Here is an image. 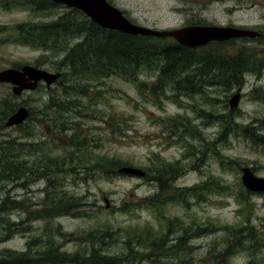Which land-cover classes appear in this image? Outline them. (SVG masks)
I'll list each match as a JSON object with an SVG mask.
<instances>
[{"label": "trees", "instance_id": "16d2710c", "mask_svg": "<svg viewBox=\"0 0 264 264\" xmlns=\"http://www.w3.org/2000/svg\"><path fill=\"white\" fill-rule=\"evenodd\" d=\"M17 5L28 8L35 14H44L57 7L54 3ZM31 22L26 20L9 28L0 41L1 44L15 43L42 50L39 56L41 59L37 57L33 62V65L40 68L46 62L42 59L48 57L46 54L56 58L51 62L50 68L54 69L52 72H60L55 82L60 88L50 86L48 89L45 86L44 89L41 84L37 87L39 91L44 90L48 94L43 103V113L49 110L53 114H60L73 108L78 99H74L71 93L86 95L94 82L108 77L131 83L141 95L149 97L148 100L152 99L153 105L162 107L163 101L168 99L181 106L184 104L182 97L192 99L206 85L221 86L223 91L234 84L241 87L245 73L260 76L264 69V52L261 50L264 35L256 45L230 39L189 48L170 37L131 35L103 28L77 8H69L52 20L39 19L35 26ZM20 66L19 62L12 65L15 68ZM150 75L154 79L149 83L147 77ZM248 95L264 106V87L254 88ZM15 98L10 93L0 97V129L6 127V119L21 105L28 108L29 114L26 121L14 128L23 127L24 123L35 117L34 108L28 100L18 102ZM211 103L213 108L214 103ZM192 107L196 112L202 111L204 115L215 119L218 126L215 140L206 139L197 132L188 118L180 114L159 117L167 138H173L172 142L181 144L186 151L174 161H167L159 153H153L143 169L144 178L154 185L155 192L143 197L133 206L121 207L130 212L144 206L156 220V225L127 223L115 227L114 222L98 221L101 224L79 235L64 233L57 225L55 233L45 230L40 236L30 238L24 250L2 249L0 264H123L129 259L160 262L162 258L167 259L170 264H194L190 256H181L182 252L192 251L190 238L220 231L224 237L212 244L202 262L231 264L230 258L233 255L245 253L248 259L243 264H264V253L261 251L264 238L256 224L251 223L253 209L250 196L254 193L244 187L233 194L238 204L237 218L233 223L212 219V222L207 223L210 226L201 227L197 223L185 226L179 216L171 217L164 213V207L169 203L189 209L192 205L208 202L211 193L229 191V187L222 184L220 176L205 179L201 185L186 187L174 183L188 165L184 160L191 156V160L194 159L199 150L188 135L193 138L199 136L205 142V148L200 149V160L206 155V151L212 152L219 160L222 170L240 166L236 158L227 157L222 151V143H216L222 141L230 144L227 138L229 134L235 137L240 135L255 150H264V118H259L260 125L257 127V119L248 123L235 120L240 115L237 108H230L227 113L213 110L208 113L194 105ZM57 128L60 132L70 130L60 124ZM2 136L0 135V174L8 179L21 180L20 184L23 186L38 179L44 180L46 184L44 204L39 209L26 210L23 201H14L9 195H5L0 202V215L12 204L11 210L19 208L31 220L50 219L60 215L82 216L85 213L83 205H87L84 196L66 193L62 189L64 179L78 172L90 177L99 175L107 178L120 174L119 167L133 164L115 155L95 153V150H91L87 137H81L74 131L70 135L64 134V143L85 153H78L79 150L75 148L67 154L48 155L44 154L43 142L21 143L16 137L4 139ZM38 149L42 152H38ZM22 155L26 158L21 159L19 156ZM60 175L63 176L62 182L54 177ZM22 222L12 223L10 219H0V240L5 241L18 233L29 231L30 227L23 226ZM176 229L179 234H174ZM173 234L171 239L169 236ZM57 237H65L66 242L73 241L75 247L72 250L64 249V243L59 242Z\"/></svg>", "mask_w": 264, "mask_h": 264}, {"label": "rangeland", "instance_id": "374dc122", "mask_svg": "<svg viewBox=\"0 0 264 264\" xmlns=\"http://www.w3.org/2000/svg\"><path fill=\"white\" fill-rule=\"evenodd\" d=\"M110 1L120 9L125 10L133 22L157 29L177 28L196 22L216 25H243L253 27V29H264V0ZM67 9L69 8L66 6L57 5L46 15L41 13V15L34 16L27 8L13 6L8 9L0 5V30H2L0 31V40L5 31L14 27L18 22L26 20L35 22L39 18L43 20L55 19ZM41 52L43 51L39 48L15 43L0 44V70L12 67L14 63L18 64V62L20 65L33 64ZM46 55L48 57H42L46 62L41 68L54 71L50 65L56 58L50 57L49 54ZM40 59L41 57H39ZM147 78L149 83L154 79L153 75ZM41 85L46 89L45 84L41 83ZM259 87H264V69L260 76L252 73L244 74V84L240 87L241 99H239L238 107H236L240 110V115L235 120L248 123L257 119L255 125L259 127V118H264V106L252 100L248 95L254 88ZM50 88L60 87L54 83ZM237 88L238 85L234 84L231 88L223 91L221 86L206 85L202 92L194 95L192 99L182 97L181 100L184 104L181 106L168 99L163 101L162 107H159L153 105L152 99L148 100L149 97L145 98L141 95L131 83L116 77H108L94 82L92 89L86 95L71 93L74 99H78L74 103L75 106L60 114L57 112L53 114L49 110H45L46 112L43 113V103L48 97L44 90H24L19 95H13L10 84L0 83V97L10 93L16 96L15 100L18 102L23 99L28 100V103L34 108L33 115L35 116L31 121L24 123L21 128H14V126L1 128L0 135H3L2 138L4 139L16 137L17 141L21 143L42 144L43 142L44 154L54 155L67 154L77 148L64 143L66 140L64 134L70 135L74 131L81 137H87L89 146L91 150H95V153L115 155L131 161L132 166L143 169L153 153H159L167 161H174L186 151L181 144L173 143L171 140L173 138H167V132L159 122L161 121L159 117L167 118L180 114L182 117L188 118V121L195 125L197 132H200L206 139L215 140L218 130L215 119L204 115L202 111L196 112L192 105L198 109H204L208 113L212 112L211 110L227 113L230 109L228 100ZM211 102L214 103L213 108ZM59 124L70 130L60 132L57 128ZM188 138L194 142L199 150L193 157L194 159L191 160V156L188 160H184L188 165L184 167V172L174 183L177 186L186 187L194 184L201 185L205 179L220 176L223 181L222 184L229 187V191L211 193L208 202L192 205L189 209L169 203L167 206L165 205L164 213L171 217L179 216L183 219L185 226H189L191 223H197L201 227L210 226L207 223L212 222V219L222 223H233L237 218L236 210L238 209L233 194L243 188L240 180V167L250 166L256 175L264 177V150H255L240 135L235 137L229 134L227 138L230 144H224L222 141H216V143L217 145L222 143V151L227 157L236 158L240 166L222 170L219 160L214 157L212 152L206 151V155L200 160L202 155L200 149H204L206 145L199 136L193 138L188 135ZM18 147L21 146L18 145ZM78 150V153L83 151ZM40 151L42 152L41 149H38V152ZM19 157L21 159L26 158L24 155ZM62 175L54 177L59 181L63 178ZM20 182L21 180L8 179L0 174V202L5 195H9L10 199L14 201L19 199L23 201L26 210L35 211L39 209L44 204L46 182L38 179L33 183L26 184V186L21 185ZM62 183V189L66 193L72 192L77 196H84L87 203V205H83L85 206V213L79 217L60 215L50 219L31 220L27 218L23 210L19 208L11 210L13 208L11 204L10 208L0 215V219H10L12 223L23 221V226L30 228L29 231L18 233L8 240H0V251L5 248L24 250L30 238L40 236L45 230L48 233L50 231L55 233L54 228L57 225L64 233L79 235L85 230L101 224L97 223L98 221L114 222L115 227L127 223L157 224L154 217L150 215V211L144 206L130 212L121 209L123 205L133 206L143 197L155 192L154 185L146 181L145 178L128 174H114L107 178L99 175L90 177L78 172L73 176L68 175ZM51 196L53 197L54 194ZM104 198H106L107 203H105ZM250 202L253 209L251 223L256 224L264 238V193L255 192L250 196ZM8 211L10 214H7ZM220 232L190 238L189 244L192 245V251L182 252V258L190 256L194 264H206L202 262V258L204 255H208L209 251L207 250L212 248L213 243L222 240L224 236ZM179 233L177 229L174 232V234ZM174 234L169 237L172 239ZM57 239L64 243L66 250H72L75 247L74 242H66L65 237H57ZM261 251L264 253V247ZM247 259L245 253H238L230 258V263L243 264ZM123 264L170 263L167 259L162 258L160 262H151L147 259L140 261L129 259Z\"/></svg>", "mask_w": 264, "mask_h": 264}, {"label": "water", "instance_id": "95a60500", "mask_svg": "<svg viewBox=\"0 0 264 264\" xmlns=\"http://www.w3.org/2000/svg\"><path fill=\"white\" fill-rule=\"evenodd\" d=\"M81 10L94 23L108 29L117 30L126 34H140L155 37H173L179 44L195 48L212 40H225L232 37L255 36L258 31L253 29L238 28L235 26L218 25H189L173 29H155L138 25L127 18L121 9L112 5L107 0H53ZM264 51V48H263ZM60 76V72H52L30 64L23 65L20 69L8 67L0 70V82L12 84V93L19 95L24 90H34L39 82H44L48 88ZM240 89L229 99L232 108L238 106ZM28 116V109L19 106L5 121V126H14L23 122ZM119 172L133 176L143 177L144 170L124 165ZM241 181L249 191L264 192V177L256 175L249 166L241 168ZM107 203V200L104 199ZM107 206V204H106Z\"/></svg>", "mask_w": 264, "mask_h": 264}, {"label": "flooded vegetation", "instance_id": "af4514ba", "mask_svg": "<svg viewBox=\"0 0 264 264\" xmlns=\"http://www.w3.org/2000/svg\"><path fill=\"white\" fill-rule=\"evenodd\" d=\"M107 1H109L110 3H112V1H110V0H107ZM11 3H15V4H11ZM17 3H25V4H29V5H34V4H39V3H43V4H50V3H54V4H56L53 0H0V5H2L4 8H8V9H10V8H12L13 6H17L16 4ZM112 4H114V3H112ZM57 5H59L60 7H63V5H60V4H57ZM22 8H25V7H22ZM27 10H28V8H27ZM29 11V10H28ZM30 12V11H29ZM51 12V11H50ZM50 12H46V13H44V15H46V14H48V13H50ZM31 13V12H30ZM124 14L126 15V13H125V10H124ZM33 15L35 16V15H41V13H33ZM43 15V16H44ZM38 17V16H37ZM129 17V16H128ZM130 18V17H129ZM39 19H41V18H39ZM54 19V18H53ZM45 20H47V19H45ZM50 20H52V19H50ZM39 21V20H38ZM38 21H35V22H31L32 23V25H34L35 26V24L38 22ZM23 21H21V22H18V23H22ZM18 23H16L15 24V26L16 25H18ZM228 25H230V24H228ZM238 26H240V27H246V26H243V25H238ZM246 28H249V27H246ZM259 32H260V34H258V35H256V36H254V37H241V38H237V39H239L238 41H242V42H245L247 45H254V44H258V42L260 41V39H262L263 38V35H264V29H260V30H258ZM232 39H235V38H232ZM227 41V40H226Z\"/></svg>", "mask_w": 264, "mask_h": 264}]
</instances>
